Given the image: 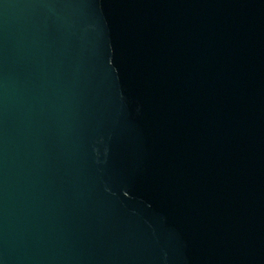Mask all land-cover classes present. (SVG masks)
Returning a JSON list of instances; mask_svg holds the SVG:
<instances>
[{"label":"water","instance_id":"obj_1","mask_svg":"<svg viewBox=\"0 0 264 264\" xmlns=\"http://www.w3.org/2000/svg\"><path fill=\"white\" fill-rule=\"evenodd\" d=\"M0 264H264V0H0Z\"/></svg>","mask_w":264,"mask_h":264}]
</instances>
